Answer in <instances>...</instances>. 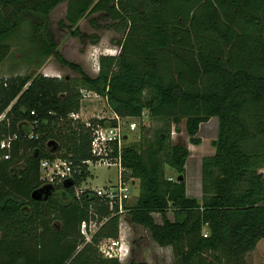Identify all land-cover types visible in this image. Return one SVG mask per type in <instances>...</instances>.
<instances>
[{"label":"trees","instance_id":"trees-1","mask_svg":"<svg viewBox=\"0 0 264 264\" xmlns=\"http://www.w3.org/2000/svg\"><path fill=\"white\" fill-rule=\"evenodd\" d=\"M65 2L60 26L83 43L100 40L81 32L87 15L125 28L118 54L99 57L97 76L58 50L51 12ZM24 21L32 42L76 76L1 75L11 49L5 38ZM90 23L102 28L95 18ZM83 91L123 117L147 110L155 124L142 125L141 139L122 150L140 187L131 222L172 247V264H248L246 254L264 240V0H0V264H122L97 246L119 236V216L95 194L75 191L91 176L85 161L94 159L91 128L70 118L81 110ZM214 116L219 135L215 154L202 162L199 200L186 191L189 148L171 134L185 130L200 144V124ZM56 158L71 165L74 186L56 183L50 198L34 200L44 184L41 161ZM167 168L184 179H170ZM90 220L99 228L85 243L81 224Z\"/></svg>","mask_w":264,"mask_h":264},{"label":"rangeland","instance_id":"rangeland-1","mask_svg":"<svg viewBox=\"0 0 264 264\" xmlns=\"http://www.w3.org/2000/svg\"><path fill=\"white\" fill-rule=\"evenodd\" d=\"M67 12V3H62L51 12V31L54 39L57 43L58 50L68 60L80 64L85 71L95 76L99 71V57L101 55H116L119 52L120 42L124 39L125 28L123 24L114 23L109 18L101 16L100 14L87 15L79 23L81 32L86 35L98 33L100 40L97 44H93L90 41L85 43L81 42L80 38L72 35V32L67 27L60 26V21L65 19ZM95 18L101 29H96L90 20ZM5 41L10 44L11 49L7 57L1 65V75L3 77H11L16 75H28L35 77L40 74H47L57 76L61 78H68L69 76H76L70 68L62 66L56 59L54 54L47 56L42 48L32 42L31 39V25L28 21H24L20 27L7 36ZM82 118L89 119L97 117H109L112 115L105 100L100 96H95L94 93H89L82 99ZM182 124L181 127H183ZM147 128L155 127V124L148 119L146 121ZM140 126L138 129L130 134V141L126 145L131 144L141 139ZM176 130V129H175ZM150 136V134L148 135ZM172 139L175 142L184 143V137H182L178 131L171 134ZM205 138V136H204ZM204 147H200L201 152L204 154H210L211 151L216 150L215 146L209 145L204 139ZM193 148V147H192ZM194 150V148L192 149ZM193 156L199 158V154L193 152ZM201 169V168H199ZM91 176L85 182L81 184L80 188H87L92 186L93 188H99L106 185L110 179L117 180V170L115 168H106L105 166L93 165L91 166ZM200 172V170H199ZM198 172V174H199ZM177 174L174 169L167 168V176L175 177ZM189 171V191L193 196L195 193L201 194V172L198 175ZM43 178L46 182H49L52 177H48L42 172ZM47 183H44L45 185ZM49 184V183H48ZM52 184V183H50ZM54 185V184H53ZM77 194V189H75ZM140 193L139 183L137 182L132 189L133 199L129 203L128 207H131ZM129 209V208H128ZM157 219L161 221V216H157ZM120 224V221H119ZM127 229V240L130 246L129 258L122 264H130L132 260L145 261L151 264L165 263L172 264L174 261L173 251L171 248H165L159 246L150 237L149 230L145 227L136 226L131 224V217L129 211L124 220H121L120 230ZM139 227V228H138ZM99 224H97V228ZM204 232H208L207 229ZM246 260L248 264H264V240H261L256 248L246 254Z\"/></svg>","mask_w":264,"mask_h":264},{"label":"built area","instance_id":"built-area-1","mask_svg":"<svg viewBox=\"0 0 264 264\" xmlns=\"http://www.w3.org/2000/svg\"><path fill=\"white\" fill-rule=\"evenodd\" d=\"M88 91H83V99L88 95ZM95 96H99L94 93ZM82 109V107H81ZM148 111H144L139 117H123L118 114L112 113L109 117H97L107 118V120H113L109 123H92L89 119L82 118V111L72 112L70 118L74 120H81L87 127L92 130L91 137V152L94 159L85 161L89 171L91 166H105L106 168H115L117 170V180L112 179L109 182L99 188H93L92 186L87 188H80L76 186L77 195H81L85 192L93 193L101 199L105 200L111 210L112 215L119 216V236L117 238H102L99 240L97 246L101 254L109 258H118L121 262L127 260L130 254V246L127 240V229L120 230L121 220L125 218L129 211V203L133 199L132 189L135 185V179L130 176L129 170H127L122 163V150L130 141V134L138 129L142 125H146V121L149 119ZM173 129V133H175ZM8 138L1 143V147L4 149L10 148L11 140ZM6 159H9V154L5 155ZM41 175L42 172L48 177H52L49 182L42 176L44 183H60L63 184L67 178L72 176L71 165L60 158L56 159H44L41 161ZM264 174V168L261 170ZM90 178V177H89ZM172 179V178H170ZM97 221L90 220L84 221L81 224V232L85 237V243H90L93 240L95 232L98 230ZM207 236V233H205Z\"/></svg>","mask_w":264,"mask_h":264},{"label":"crops","instance_id":"crops-1","mask_svg":"<svg viewBox=\"0 0 264 264\" xmlns=\"http://www.w3.org/2000/svg\"><path fill=\"white\" fill-rule=\"evenodd\" d=\"M99 72V71H98ZM98 72H97V74L95 75V76H97L98 75ZM43 75H46V76H52L51 74L50 75H47V74H43ZM112 113V112H111ZM219 128H220V120H219V118L218 117H216V116H214V117H211L208 121H206V122H203V123H201L200 124V128H199V132H198V137L201 139V143L200 144H192L191 142H190V139H189V136L187 135V133L185 132V130H182V131H178L179 132V134L182 136V137H184V140H185V142L183 143V144H185V145H187V147L189 148V151H190V154H189V157H188V159H187V162H186V173H185V181H186V191H187V195L189 196V197H192V198H196V199H201V197H202V162H203V159H204V157H206V156H212V155H214L215 154V151L216 150H213V151H211V153L210 154H204L203 152H201V149L204 147V139L207 141V143L209 144V145H212L213 147H214V145H213V141L214 140H216L217 138H218V135H219ZM204 136H205V138H204ZM194 148V150H195V154L197 155V154H199V158H197V156H193V152H194V150H192L193 148ZM200 147H202V148H200ZM199 168H201V169H199ZM193 170H194V172L196 173V174H198V172H199V170H200V172H201V194H200V191H199V193H195V190H194V194H196L197 196H199V197H196L195 195H191L190 194V191H189V188H190V185H189V179H188V173H189V171H190V173L191 172H193ZM200 172H199V174H200ZM198 174V175H199ZM173 176H175V177H170V178H172V179H176L177 177H178V175L177 174H175V175H173ZM138 181H136L135 180V184L137 183ZM161 216V221H159L158 219H157V216ZM153 216H154V218H155V220H156V222L157 223H159V224H161L162 222H163V218H162V215L160 214V213H153ZM168 217L171 219V220H173L174 219V215H173V212L170 210L169 212H168ZM131 224L132 225H136V226H141V227H143L142 225H138V224H134V223H132L131 222ZM139 228V227H138ZM150 233V232H149ZM150 237H151V239H153L152 238V236H151V234H150ZM154 240V239H153ZM156 242V241H155ZM157 243V242H156ZM158 244V243H157ZM159 245V244H158ZM160 246V245H159ZM165 248H171L172 249V247L171 246H166ZM172 251H173V249H172ZM173 256H174V253H173ZM128 258H129V256H128ZM127 258V259H128ZM123 262H125V261H123ZM122 262V263H123ZM174 262V261H173Z\"/></svg>","mask_w":264,"mask_h":264},{"label":"water","instance_id":"water-1","mask_svg":"<svg viewBox=\"0 0 264 264\" xmlns=\"http://www.w3.org/2000/svg\"><path fill=\"white\" fill-rule=\"evenodd\" d=\"M50 144H55V141H50ZM184 179L183 176H178L177 177V181H182ZM75 182L72 178H67L64 183L63 186L65 188H70L72 186H74ZM55 191V186L53 184H45L42 185L40 188L36 189L33 193H32V198L34 200H47L48 198H50V196L53 195Z\"/></svg>","mask_w":264,"mask_h":264}]
</instances>
